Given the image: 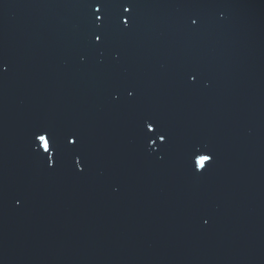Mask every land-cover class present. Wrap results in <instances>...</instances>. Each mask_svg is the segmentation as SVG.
<instances>
[{
	"label": "water",
	"instance_id": "1",
	"mask_svg": "<svg viewBox=\"0 0 264 264\" xmlns=\"http://www.w3.org/2000/svg\"><path fill=\"white\" fill-rule=\"evenodd\" d=\"M0 264H264V0H0Z\"/></svg>",
	"mask_w": 264,
	"mask_h": 264
},
{
	"label": "snow or ice",
	"instance_id": "2",
	"mask_svg": "<svg viewBox=\"0 0 264 264\" xmlns=\"http://www.w3.org/2000/svg\"><path fill=\"white\" fill-rule=\"evenodd\" d=\"M123 11L125 13L129 14V16H130L132 9H131V7H124L123 8ZM102 13H103V4H98L96 6V8H95V18H96L97 22L101 26L103 25V21H104V16H103ZM129 16H125L124 19H123V21H122L126 26L130 24ZM191 22L194 25L196 23H198V21L196 19H193ZM95 40L98 41V42H102L103 41V34L102 33H98L95 36ZM150 126H151L150 130H152V131H155L156 130L153 125L150 124ZM39 136H40L41 139H43L45 141V149H46V152H51L52 149H53V141H52L51 137L48 136V135H46V136L45 135H39ZM160 139L162 141H166L167 137L165 135L161 134ZM77 142L78 141L75 138H73L70 141V143L73 146ZM48 159L54 163V158L53 157L50 156ZM212 159H213V157L211 155H207V156H205V157L202 158L201 163L204 164V168H205L206 164L209 163ZM205 161H207V163H205ZM77 163L79 164L80 161H77Z\"/></svg>",
	"mask_w": 264,
	"mask_h": 264
}]
</instances>
